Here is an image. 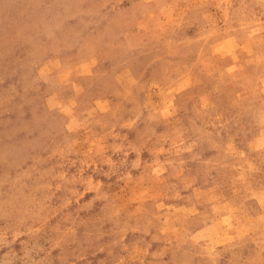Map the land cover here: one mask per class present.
Listing matches in <instances>:
<instances>
[{
    "label": "rangeland",
    "instance_id": "374dc122",
    "mask_svg": "<svg viewBox=\"0 0 264 264\" xmlns=\"http://www.w3.org/2000/svg\"><path fill=\"white\" fill-rule=\"evenodd\" d=\"M0 264H264V0H0Z\"/></svg>",
    "mask_w": 264,
    "mask_h": 264
}]
</instances>
